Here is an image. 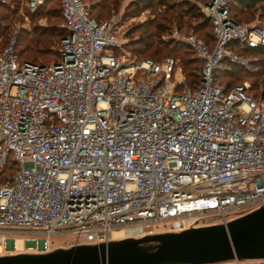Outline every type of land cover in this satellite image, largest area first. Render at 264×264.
I'll return each instance as SVG.
<instances>
[{
  "label": "built area",
  "instance_id": "obj_1",
  "mask_svg": "<svg viewBox=\"0 0 264 264\" xmlns=\"http://www.w3.org/2000/svg\"><path fill=\"white\" fill-rule=\"evenodd\" d=\"M58 1V61L19 60L15 36L0 49V170L16 164L0 182V250L14 253L16 234L27 235L20 252L46 253L59 235L97 245L113 230L226 224L264 204V100L216 76L246 62L230 43L264 46V26L230 17L238 0L201 5L211 44L181 38L199 62L193 85L172 56H118L115 20L97 21L88 0Z\"/></svg>",
  "mask_w": 264,
  "mask_h": 264
},
{
  "label": "rangeland",
  "instance_id": "obj_2",
  "mask_svg": "<svg viewBox=\"0 0 264 264\" xmlns=\"http://www.w3.org/2000/svg\"><path fill=\"white\" fill-rule=\"evenodd\" d=\"M91 6L97 5V10L103 8V21L114 19L116 22V35L121 42L118 48V56H122L125 61L141 60L146 57H152L155 60L165 56H172L176 60V69L187 77L191 73L199 71V62L194 58L193 53L186 47L181 40L187 35H194L198 39L207 40L210 38L209 27L202 28L198 19L192 17L190 13H183L180 18L176 16L174 10H167V6L159 4L176 3L177 12L185 9L186 2L201 3L200 0H153L149 9H137L133 6L135 0H88ZM0 47L7 45L10 39L15 36L21 39L17 45V50L21 58L29 54L28 45L22 41V38L46 37L42 33L55 32L59 25H63L60 13V7L57 0L43 1L35 9L27 6L26 0L12 2L11 0H0ZM101 6V7H100ZM103 6V7H102ZM233 11V15L239 23L253 24L258 23L264 26V0H260L254 7L243 11ZM97 10L92 11L97 15ZM182 14V13H179ZM159 25L160 30L156 28ZM198 29V30H197ZM197 30V31H195ZM55 39V38H52ZM143 39V44L137 41ZM58 47V43L56 46ZM143 53H138L142 52ZM145 51V52H144ZM156 51V54H148ZM239 56L246 59L244 64L234 63L238 69L235 75L226 77L224 73L218 74V79L223 83L234 85L246 84L249 94L260 99L264 93V52L251 53L239 52ZM46 63L52 58L47 56ZM45 60V61H46ZM38 61H44L39 59ZM264 100V99H263ZM111 235L114 239L121 238L123 234L120 231L113 230ZM16 250L9 247V251L14 253L24 250L26 234H16ZM52 246L69 247L73 242V237L54 236L51 238ZM8 254L0 250V255Z\"/></svg>",
  "mask_w": 264,
  "mask_h": 264
},
{
  "label": "water",
  "instance_id": "obj_3",
  "mask_svg": "<svg viewBox=\"0 0 264 264\" xmlns=\"http://www.w3.org/2000/svg\"><path fill=\"white\" fill-rule=\"evenodd\" d=\"M260 259H264V204L226 224L97 245L74 244L46 253L2 254L0 264H218Z\"/></svg>",
  "mask_w": 264,
  "mask_h": 264
},
{
  "label": "trees",
  "instance_id": "obj_4",
  "mask_svg": "<svg viewBox=\"0 0 264 264\" xmlns=\"http://www.w3.org/2000/svg\"><path fill=\"white\" fill-rule=\"evenodd\" d=\"M12 2L15 1H19V0H11ZM27 1V0H26ZM45 1H49V0H45ZM58 1V0H57ZM152 1L153 0H135L133 2V6L136 7L137 9H149L152 6ZM202 1L201 3H199V5L196 3H191V2H186L185 9H182L181 11H179V14L177 11L179 9H175L176 8V3H163L160 1L159 4H162V6H167V10H174V13H176V16L178 17H182L183 13H190V15L192 17H196L198 19L199 25L202 28H207L209 27L210 30V38L207 40H204L205 42H207L208 44L212 43V29H211V24L209 19H207L202 10H201V5H203L206 0H200ZM260 0H238L234 3H231L229 6V13H230V17L232 19H234L236 22H239L238 20L235 19L234 15H233V11L237 10V8L239 7V11H243L246 10L248 8L254 7ZM59 4V1H58ZM1 5V4H0ZM60 7V5H59ZM101 7V6H100ZM103 7V6H102ZM97 10V5H93L92 6V11H96ZM91 11V6H90V15L92 17H94L97 21L101 22L103 21L102 18H100L101 16H103V8L102 10H97V15H93ZM60 13H61V9H60ZM62 17V14H61ZM180 17V18H181ZM63 20V17H62ZM156 28L158 30H160V28H162V26L160 27L159 25H156ZM198 30V29H197ZM195 30V31H197ZM45 34H47L46 37H35V38H22V41L28 45V51L29 54L27 55V57L25 58H21L20 57V53L17 50V45L19 44V41L21 39L16 38V44H15V52L17 57L19 58V60L21 61H27V62H31V63H37V64H48L51 62H56L60 59V53L58 51V47L60 44V41L68 34L66 28L64 27V20H63V25H59L57 27V30L55 32H50V33H42V35L44 36ZM55 38V39H52ZM139 44H144L143 39H139V41H137ZM56 43H58V47L56 46ZM186 45V44H185ZM5 46V45H4ZM4 46H1V48H3ZM230 48L235 49L238 53L239 52H251V53H260V52H264V46H260V47H256V48H245V49H240L239 46L237 45V43L232 42L230 43ZM186 47L192 52V50L186 45ZM118 52V51H117ZM145 52V51H144ZM138 53H143L142 52H138ZM193 53V52H192ZM156 54V51L153 53V51H151L148 55L149 56H153ZM49 56V58H52V60L48 63H46L49 60H46L45 58ZM194 56V55H193ZM146 58H152V57H146ZM195 58V57H194ZM39 59H44V61H38ZM154 59V58H152ZM196 59V58H195ZM46 60V61H45ZM158 60V59H156ZM197 60V59H196ZM238 72V69L234 67V63H226L225 64V69L223 71H219L217 72L216 76L218 77L219 73H224V75L226 77H230L232 75H235ZM187 80L193 85L198 81V76L197 73H191L189 75H187ZM219 80V79H218ZM220 81V80H219ZM222 82V81H221ZM223 83V82H222ZM225 84H227L228 86H232L234 84H230L228 82H226ZM247 91L249 92V90L247 89ZM254 96V95H253ZM260 99H264V93L261 95ZM16 169V164L15 162L10 159L8 162V165L6 166L5 169L0 170V182H2L4 176L6 173L9 172H13Z\"/></svg>",
  "mask_w": 264,
  "mask_h": 264
}]
</instances>
